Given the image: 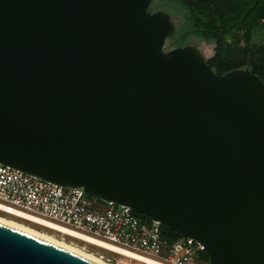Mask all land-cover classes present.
Returning <instances> with one entry per match:
<instances>
[{
  "label": "water",
  "instance_id": "95a60500",
  "mask_svg": "<svg viewBox=\"0 0 264 264\" xmlns=\"http://www.w3.org/2000/svg\"><path fill=\"white\" fill-rule=\"evenodd\" d=\"M152 2L0 0V163L264 264V81ZM0 264L99 263L0 222Z\"/></svg>",
  "mask_w": 264,
  "mask_h": 264
},
{
  "label": "built area",
  "instance_id": "2783aa9c",
  "mask_svg": "<svg viewBox=\"0 0 264 264\" xmlns=\"http://www.w3.org/2000/svg\"><path fill=\"white\" fill-rule=\"evenodd\" d=\"M0 211L92 236L110 245L113 252L144 264H150L148 260L151 264H197V260L211 264L203 258L205 245L187 237L170 242L161 223L145 220L131 207L90 197L83 188H66L1 163ZM110 262L134 264L120 258Z\"/></svg>",
  "mask_w": 264,
  "mask_h": 264
},
{
  "label": "trees",
  "instance_id": "16d2710c",
  "mask_svg": "<svg viewBox=\"0 0 264 264\" xmlns=\"http://www.w3.org/2000/svg\"><path fill=\"white\" fill-rule=\"evenodd\" d=\"M168 1L180 4L187 11L186 22L188 26L178 30L181 37L179 45H184L183 41L191 34L208 39L211 36L229 35L239 29H244L250 33L255 28H264V0ZM244 1L247 7L241 9ZM250 41L251 37L248 34L244 39V48L237 56L223 54L218 47L216 54L208 59V63L219 75L234 69L249 67L264 81V54H261L259 58L256 56L257 52L264 51V45H259L256 50L255 47L251 46ZM134 211L145 220H153L143 213ZM162 228L170 242L183 237L181 233L170 226L162 224ZM203 258L209 259L207 254H204Z\"/></svg>",
  "mask_w": 264,
  "mask_h": 264
},
{
  "label": "rangeland",
  "instance_id": "374dc122",
  "mask_svg": "<svg viewBox=\"0 0 264 264\" xmlns=\"http://www.w3.org/2000/svg\"><path fill=\"white\" fill-rule=\"evenodd\" d=\"M247 5L244 2H242L241 9L246 8ZM150 10L152 12L163 10L168 12L172 15L176 25L177 29L175 32V37H180L178 30L181 28H185L188 26V23L186 22V9L183 8L180 4L170 2L168 0H153ZM250 35L251 46L255 47L257 50V47L259 45H264V28H255L250 33H248L244 29H239L234 31L232 34L224 35V36H211L210 38L206 39L201 36H198L196 34H191L185 40L183 41L185 44H194L204 53L207 59L212 58L216 52L218 47H220V50L223 54H230L231 56H237L239 53L242 52L244 48V39L247 35ZM180 42V40H179ZM182 42V41H181ZM261 54H264V51H259L256 53V56L259 58ZM264 59V58H263ZM100 209L104 210L105 206L101 203H98L97 205ZM0 215H3L5 217H8L10 219H14L20 222H23L33 228H36L40 231L46 232L60 240H63L73 246H76L78 248H81L87 252H90L94 254L97 257H100L104 261L110 262V259L112 258H120L123 260L130 261L134 264H144L142 262L127 258L123 255H120L118 253L113 252L112 250L89 243L85 240L70 236L68 234H65L63 232H60L58 230L49 228L47 226L38 224L36 222L20 218L17 216H13L10 214H7L5 212L0 211ZM111 263V262H110ZM197 264H203V262L197 260Z\"/></svg>",
  "mask_w": 264,
  "mask_h": 264
},
{
  "label": "bare ground",
  "instance_id": "6f19581e",
  "mask_svg": "<svg viewBox=\"0 0 264 264\" xmlns=\"http://www.w3.org/2000/svg\"><path fill=\"white\" fill-rule=\"evenodd\" d=\"M26 218L27 220H30V221H33V222H36L38 224H41V225H44V226H47L49 228H52V229H55V230H58L60 232H63L65 234H68L70 236H73V237H76V238H79V239H82V240H85L89 243H93V244H96V245H99V246H102V247H106V248H110V249H113L110 245L106 244L105 242L103 241H100L92 236H89V235H85V234H81L79 232H76L74 230H71V229H67L63 226H60L58 224H55V223H52V222H49V221H46V220H43V219H33V218H29V217H24ZM0 222L1 223H4V224H7L9 226H12L14 228H17V229H20V230H23L25 232H28L30 234H33V235H36L38 237H41L45 240H48V241H51L55 244H58L64 248H67L69 250H72L76 253H79L89 259H92L94 261H96L97 263L99 264H112L110 262H107V261H104L103 259H101L100 257H97L95 256L94 254L90 253V252H87L81 248H78L76 246H73L63 240H60L46 232H43V231H40L36 228H33L23 222H20V221H17V220H14V219H10L8 217H5L3 215H0ZM151 264V261L148 260Z\"/></svg>",
  "mask_w": 264,
  "mask_h": 264
},
{
  "label": "flooded vegetation",
  "instance_id": "af4514ba",
  "mask_svg": "<svg viewBox=\"0 0 264 264\" xmlns=\"http://www.w3.org/2000/svg\"><path fill=\"white\" fill-rule=\"evenodd\" d=\"M181 39V37H179V40ZM184 45H187V44H184ZM184 45H182V46H184Z\"/></svg>",
  "mask_w": 264,
  "mask_h": 264
}]
</instances>
